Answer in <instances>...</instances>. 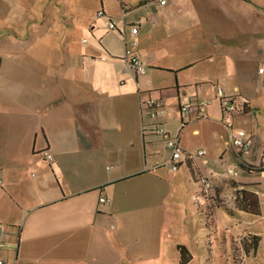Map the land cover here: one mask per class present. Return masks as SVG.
Wrapping results in <instances>:
<instances>
[{
    "label": "crops",
    "instance_id": "crops-1",
    "mask_svg": "<svg viewBox=\"0 0 264 264\" xmlns=\"http://www.w3.org/2000/svg\"><path fill=\"white\" fill-rule=\"evenodd\" d=\"M61 1L70 3L52 9V0H0V261L139 264V216L129 213L119 193L139 187L147 176L160 180L155 169H166L161 164L168 156L157 153L155 142L165 148L154 130L160 127L170 136L178 119L202 140L197 149L206 151V163L198 157L178 168L184 170L194 215L181 205L170 218L179 240L173 263L182 264L192 250L197 262L209 255L208 243L197 247L191 241V230L207 232V223L212 231L205 238L216 255L224 253L218 217L197 215V207L207 204L192 196L200 191V176H229L238 205L254 216L249 222L264 218L259 158L264 72H258L264 65V37H256L252 11L239 7V0ZM37 2L43 6L34 10ZM99 10L104 16L97 18ZM107 20L115 23L114 30ZM131 24L138 29L140 74L126 69ZM217 86L231 97H244L243 112L223 118ZM149 99L161 102V116H149ZM196 100L210 101L205 117H182L181 106ZM223 125L229 132L221 136ZM184 132L175 138L185 156L197 149L182 142ZM230 136L253 143L249 154L238 150L227 173L208 157L228 147ZM44 151L52 162L44 159ZM239 172L259 174L263 181L246 183ZM101 197L109 202L101 203ZM181 247L186 249L182 258Z\"/></svg>",
    "mask_w": 264,
    "mask_h": 264
},
{
    "label": "rangeland",
    "instance_id": "rangeland-1",
    "mask_svg": "<svg viewBox=\"0 0 264 264\" xmlns=\"http://www.w3.org/2000/svg\"><path fill=\"white\" fill-rule=\"evenodd\" d=\"M68 3H64L61 0L60 2L52 0L50 8L61 9L64 5H69ZM40 5L43 6V2L41 4L37 2L34 5V10ZM237 5L239 7L245 6V8L252 11L254 15L252 25L256 30V37H264L263 30L260 28L264 26V0H239ZM27 17L30 19L33 15L30 14ZM170 129L176 131L175 133L170 132V136L174 138L179 132L188 131L187 134L184 132L182 142L187 140L192 149H197V147L201 146L202 140L200 137H192L189 133L190 130L184 127L180 119L174 120ZM223 129L224 132L219 134L221 136L229 132L228 126L223 125ZM223 129H218V131L222 132ZM155 144L159 156L167 157L168 152L163 149L162 143L157 141ZM238 150V148H233L232 152L230 148L221 146L220 149L218 148L214 152V155L208 157L210 164L223 166V169L229 173L227 166L234 162V155L238 154ZM220 159H222V162H220ZM155 175L160 180L147 176L139 181V187L134 185L127 187L124 196L118 190H116V193H119L120 199L125 204L126 209L129 210V213L139 216V264H174L175 252L173 247L179 240L174 233V223L170 218L181 205L183 207L188 205L187 209L193 211L194 215V206L190 199L191 197L185 192L188 187L184 178V170L168 172L164 168H159L158 170L155 169ZM226 177L213 175L212 173L207 177L200 176L197 181L205 180L208 182L210 191L206 193V196L201 197V195L195 193L192 196L193 201L198 202L201 199L203 200L201 205L204 206V202L207 204V209H201V214H206L208 220L213 214L215 219L218 217V226L222 228L226 241L223 256L218 258L219 255H216L214 246L211 247L210 239L205 238L207 237V232L212 231L209 227L210 225L206 222L207 232L205 230L192 229L193 240L191 241L197 247L208 243L209 255L197 262L194 250H192L190 251L192 256L186 255L182 264H264V218L259 219L255 223L249 222L253 219L249 220V217L254 216L248 212L246 207H243L244 205H238L239 196L233 188L234 181ZM238 178L246 183L263 181L259 174L250 175L239 172ZM262 201L264 204V198H262ZM196 213L200 215L197 209ZM176 214V218L179 219L180 215L178 214L180 213L176 212ZM196 221L199 220L195 219L193 222L195 223ZM199 222L201 223L202 220ZM176 225L177 229H179V223H176ZM197 233L200 239L196 237ZM196 248L193 247V249Z\"/></svg>",
    "mask_w": 264,
    "mask_h": 264
},
{
    "label": "built area",
    "instance_id": "built-area-1",
    "mask_svg": "<svg viewBox=\"0 0 264 264\" xmlns=\"http://www.w3.org/2000/svg\"><path fill=\"white\" fill-rule=\"evenodd\" d=\"M160 4H164L165 0H159ZM104 13L102 10H99L96 13V17H102ZM106 26L109 30L115 29V23L113 21L107 20ZM137 25L131 24L129 26V38L125 40V48H124V57L127 65V70L133 72L134 74H140L143 71L142 62L135 54V50L138 46V42L136 39L137 35ZM258 72L262 74L264 72V65L259 68ZM215 96L219 101L220 110L223 115V118H229L235 114H239L243 112L244 108L247 107V100L239 95H235L233 97L227 95L223 89L219 86L215 88ZM209 100H196L187 104H184L180 108V114L182 117H190L194 114L196 117H205V108L209 105ZM146 109L151 118H156L163 114L162 104L157 99H149L146 102ZM155 134L158 135L162 142L165 150L168 152V158L166 161L161 164L170 172H176L179 168L180 162L189 161L193 162L196 158L201 157L206 163L204 156L206 155V151L204 149H197L193 153H187L185 156L183 155L182 148L179 144V139L169 136L162 128L156 127L154 130ZM252 139L246 138L242 139L240 137L230 136L229 139L225 142L226 146L238 148L240 153L243 155L249 154L252 148ZM43 157L47 162L53 161V156L48 152H43ZM259 158L264 164V148H262L259 152ZM264 167V165H263ZM203 182V191L207 193L210 189V184L205 180ZM1 184V181H0ZM101 203H108L109 199L105 197L99 198ZM2 243L0 242V247ZM0 264H4L3 261H0Z\"/></svg>",
    "mask_w": 264,
    "mask_h": 264
},
{
    "label": "trees",
    "instance_id": "trees-1",
    "mask_svg": "<svg viewBox=\"0 0 264 264\" xmlns=\"http://www.w3.org/2000/svg\"><path fill=\"white\" fill-rule=\"evenodd\" d=\"M242 168H243L244 170H246V171H250V169H249L248 167H242ZM199 185H200V191L198 192V194L201 195V197H202V196H206V193H204V191H203V182H202V180H200ZM242 193H243L242 197L244 198V199H243V200H244V203H245L246 205H248V204L246 203V201L248 200V199H247V196H246L247 193H245L244 191H242ZM204 208L207 209L206 206H204ZM197 210L200 212V214L202 213L199 207H197ZM244 210H245V209H244ZM255 215H257V214H255ZM204 216H206V214H205ZM179 251H180V253H181V258H182V256H183V251H186V249H184L183 247H181V248H179ZM231 254H232V252H231ZM221 256H223V251L221 252V254L219 255L218 258H221ZM232 262H233V261H232Z\"/></svg>",
    "mask_w": 264,
    "mask_h": 264
}]
</instances>
